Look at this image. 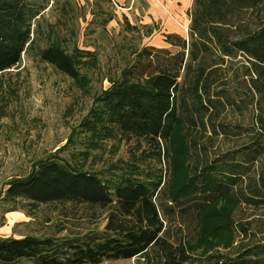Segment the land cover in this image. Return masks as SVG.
Wrapping results in <instances>:
<instances>
[{
  "label": "trees",
  "instance_id": "1",
  "mask_svg": "<svg viewBox=\"0 0 264 264\" xmlns=\"http://www.w3.org/2000/svg\"><path fill=\"white\" fill-rule=\"evenodd\" d=\"M47 4L0 0V74L32 53L81 83L78 65L83 56L92 58V52L35 47L33 26ZM189 16L188 38L169 33L164 42L170 48L145 46L96 98L86 120L94 145L107 136V129L160 143L157 158L162 166L168 162L170 182L163 168L143 167L138 160L99 174L50 155L26 177L8 184L2 199L8 212L78 205L103 211L105 226L84 235L0 238V264L132 259L137 264H264V220L256 218L264 213V0H193ZM239 55L250 67L241 65L236 77L241 83L230 93V79L221 73ZM246 76L250 80L242 81ZM228 105L238 112L251 108L248 125H216L212 113ZM209 127V137L224 132L233 145L212 156L204 152L205 163L192 174L188 156L196 146L208 150L202 136ZM250 208L258 213L246 221ZM243 210L245 218L234 217ZM175 213L195 216L198 229L192 233L201 232L198 250L187 247L182 236L178 243L168 239V215Z\"/></svg>",
  "mask_w": 264,
  "mask_h": 264
},
{
  "label": "rangeland",
  "instance_id": "2",
  "mask_svg": "<svg viewBox=\"0 0 264 264\" xmlns=\"http://www.w3.org/2000/svg\"><path fill=\"white\" fill-rule=\"evenodd\" d=\"M150 5L148 0H48L46 10L33 26L35 47L58 46L68 54L92 52V58L83 56L78 65L83 77L81 83L42 63L32 53L24 54L20 65L0 74V238L63 237L103 230L106 214L87 207L56 203L20 208L15 212L5 208L2 199L8 184L26 177L38 162L50 155L58 154L75 168L99 174L112 166H126L138 160L145 164L143 167L163 168L170 182L172 171L168 162L164 161L162 166L157 158L160 143L152 144L145 138L107 129V136L94 145L88 131L90 123L86 121L96 98L118 79L136 54L145 46L157 47L164 42V31L169 29ZM176 6L175 11L185 16V25L188 24L182 30L187 39L190 11H182L179 3ZM162 10L164 18L171 15L166 6ZM241 65L247 69L250 62L239 55L228 63L227 71L221 73L230 79V83L226 82L231 84L230 93L234 92L233 85L241 83L240 78L236 80ZM243 71L242 67L241 72L247 73ZM244 79L250 80L249 76L242 77V81ZM236 101L239 98L236 97ZM236 110L234 105H228L219 113L214 111L212 118L216 125L224 122L248 125L251 108ZM210 127L202 136L208 150L204 145L196 146L188 156L185 165L192 174L205 163L204 152L212 156L213 152L233 145L234 140L226 138L224 132L218 138L209 137L212 135ZM192 135L196 136L195 130ZM211 142L213 149L208 144ZM245 212L246 217L251 215L246 221H253L255 216L252 215L258 213L251 208ZM242 213L244 210L234 217L245 218ZM175 214L168 215V239L178 243L182 236L187 247L198 250L201 232L192 233L198 229L195 216ZM263 214L261 211L256 215L257 221L264 220ZM102 264H137V261L116 260Z\"/></svg>",
  "mask_w": 264,
  "mask_h": 264
},
{
  "label": "crops",
  "instance_id": "3",
  "mask_svg": "<svg viewBox=\"0 0 264 264\" xmlns=\"http://www.w3.org/2000/svg\"><path fill=\"white\" fill-rule=\"evenodd\" d=\"M148 2H150V4H151L150 6L152 8H155L156 11L158 12V18L162 17L161 18L162 23H164L165 28L169 29L167 32L164 31V35L169 34V33H173V34H178L182 37L184 36L182 30L188 24L185 25V23H187L185 16L181 17L180 13L175 11V8L177 10L176 5L179 3L183 6L182 11L188 10V12H189L192 8L193 0H148ZM165 6L167 7V9L171 13V15L170 16L168 15V17L166 16V18H164L165 15L162 13V11H163L162 7H165ZM163 40H164V37H163ZM157 47L158 48H170L169 46H167L165 44V42H163L162 44H160Z\"/></svg>",
  "mask_w": 264,
  "mask_h": 264
},
{
  "label": "built area",
  "instance_id": "4",
  "mask_svg": "<svg viewBox=\"0 0 264 264\" xmlns=\"http://www.w3.org/2000/svg\"><path fill=\"white\" fill-rule=\"evenodd\" d=\"M187 31H188V29H187Z\"/></svg>",
  "mask_w": 264,
  "mask_h": 264
}]
</instances>
